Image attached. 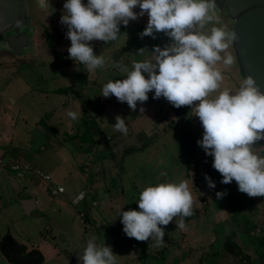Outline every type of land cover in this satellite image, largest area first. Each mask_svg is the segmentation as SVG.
I'll return each instance as SVG.
<instances>
[{"label": "rangeland", "instance_id": "1", "mask_svg": "<svg viewBox=\"0 0 264 264\" xmlns=\"http://www.w3.org/2000/svg\"><path fill=\"white\" fill-rule=\"evenodd\" d=\"M61 1L51 0L53 13L51 9L46 12L40 8L38 0H26L27 21L20 29L28 34L29 45L21 56L0 49V241L10 234L28 251L39 248L43 256L40 264H82L78 256L83 255L93 235L97 244L104 242L111 246L117 264H264L260 259L261 256L264 259V197L239 192L235 180L220 183L222 176L212 167L213 157L197 144L204 132L195 115L194 106L199 102L172 108L164 97L153 99V91L148 93L146 102L138 101L136 111H132L115 96L103 97V85L109 80H123L127 72L122 68L141 61L145 46L139 52L126 46L138 38L141 29L121 24L117 40L106 44L90 42L94 54L103 55L106 64L89 72L86 66L69 58L67 49L71 41L65 35L67 26L60 23L64 14L61 8L64 0ZM82 2L86 4L87 0ZM217 14L222 25L232 31L227 14L219 9ZM169 43L167 37L163 46ZM231 45L226 51L235 58ZM113 51L119 58L112 57ZM3 54L16 58L11 62L13 68L5 56L2 58ZM217 66L224 75L221 90H238L243 79L235 59L231 66L222 62ZM69 86L71 89L66 88ZM56 87L59 95L54 93ZM69 111H75L78 119L72 120L67 115ZM118 115L125 118L127 134L113 127ZM177 116L183 122L178 123ZM69 118L74 128L71 133L65 125ZM79 121L82 126L78 129ZM73 136L87 145L94 141L90 149L96 156L93 164L89 159L83 161L81 145L71 143ZM183 138L191 143L187 159L180 153ZM254 147H264V140ZM15 160L28 161L48 174L49 185L43 187L29 176L20 178L12 174L7 165ZM67 160L73 168L64 163ZM205 174L215 188L208 187ZM10 177L23 189L22 196L30 195L31 201H35L36 208L31 214H24L15 201ZM184 179H188L194 199L192 219L185 228H177L179 217H174L167 226L160 225L165 231L161 247H154L151 237L148 241L127 237L120 210L139 211L136 201L148 186ZM58 185L65 192L52 196L49 188ZM80 188L86 189L90 199L74 206L71 201ZM221 191L226 195L217 199L216 193ZM90 200L97 202L96 207L90 206ZM81 211L98 214L92 227L81 219ZM232 243L235 245L229 246ZM228 246L230 249H226ZM234 252L238 255L242 252L249 259L241 261L234 257ZM0 264H10L1 252Z\"/></svg>", "mask_w": 264, "mask_h": 264}, {"label": "clouds", "instance_id": "2", "mask_svg": "<svg viewBox=\"0 0 264 264\" xmlns=\"http://www.w3.org/2000/svg\"><path fill=\"white\" fill-rule=\"evenodd\" d=\"M38 5L55 12L51 0H38ZM137 6L138 13L133 11ZM63 9L66 13L61 15L60 23L68 29L65 35L71 41L69 58L86 66L89 72L106 64L103 55L94 54L90 42L106 44L117 40L121 24L127 26L147 13V26L139 33L140 38L155 39V33H164L170 43L154 46L151 58L133 61L130 71L122 68L126 77L109 80L103 85L102 96H115L132 111L153 91V99L164 97L175 108L193 106L198 101L195 115L204 132L197 144L213 157L212 167L222 176L220 183L235 180L239 192L264 197V147H254L264 140V91L251 75L238 90H221L224 75L217 65L234 63L226 50L236 36L222 25L216 0H87L86 4L66 0ZM16 26L20 27L21 21L17 20ZM139 110L144 112L143 107ZM67 115L78 119L75 111ZM115 120V130L127 134L125 118L118 115ZM204 178L209 188L216 187L207 174ZM224 195V191L216 193L217 199ZM136 203L139 211L120 210L123 232L137 241L151 237L154 247L164 244L165 231L160 225L167 226L174 217H180L177 228L184 229V218L193 215L194 199L188 179L148 186ZM96 239L93 235L83 255L78 256L82 264H117L111 246L97 244Z\"/></svg>", "mask_w": 264, "mask_h": 264}, {"label": "water", "instance_id": "3", "mask_svg": "<svg viewBox=\"0 0 264 264\" xmlns=\"http://www.w3.org/2000/svg\"><path fill=\"white\" fill-rule=\"evenodd\" d=\"M217 9L226 13L232 24V31L236 39L231 42L235 56V64L244 80L251 75L264 91V0H216ZM50 14V11L48 10ZM21 26H16V21ZM27 21L26 0H0V49H6L21 56L24 48L29 45V36L20 28ZM162 41L167 42V36L161 33ZM191 143L183 138L180 153L188 158ZM15 201L24 214H31L36 206L30 195L21 197V189L13 177L9 178ZM0 252L10 264H40L42 256L34 250L24 253L23 246L10 234H6L0 241ZM241 260L248 258L240 254ZM249 259V258H248ZM248 262V260H247Z\"/></svg>", "mask_w": 264, "mask_h": 264}, {"label": "flooded vegetation", "instance_id": "4", "mask_svg": "<svg viewBox=\"0 0 264 264\" xmlns=\"http://www.w3.org/2000/svg\"><path fill=\"white\" fill-rule=\"evenodd\" d=\"M63 1V0H62ZM61 1V2H62ZM61 2H58L57 4L58 5H60L61 4ZM66 2V0H64L63 2H62V6H61V8H63V5H64V3ZM60 7V6H59ZM59 7H58V9H59ZM133 11H135V12H139L140 11V9H139V7L137 6L136 8H134L133 9ZM66 13V10H64V14ZM147 22H148V15H147V13H145V15L143 16V17H140V18H138L137 20H134V21H130L129 22V26L131 25V26H133V27H135L136 29L137 28H140L141 29V32L145 29V27L147 26ZM134 24H135V26H134ZM127 25V26H128ZM140 26V27H139ZM122 27H121V25H120V29H121ZM155 36H156V38L155 39H153L152 37H149V36H145V37H143L142 39L140 38V36L138 35V38H135V40L133 41V42H131V41H129L128 43H126L127 45V48H128V50H133V51H135V52H139L140 50H141V48H143L144 46H145V48H146V51H144V55H143V57H141V61L142 60H145V59H148V58H151L150 57V55L152 54V51H153V47L154 46H156V45H161V47H163V43H166V41L164 42V41H162V42H160V37H161V33H155ZM162 38V37H161ZM167 38V37H166ZM163 40V39H162ZM131 42V43H130ZM165 45H167V44H165ZM164 45V46H165ZM117 49H119V46H117ZM148 51H150V54L149 55H147V52ZM129 53H131V51L129 52ZM6 54H8V53H6ZM138 53H135V54H133V55H137ZM111 55H112V57L115 59V57L116 58H119V54L117 53V52H112L111 53ZM129 55V54H128ZM132 54H131V56L133 57V59H135L134 57L135 56H133ZM4 54L2 55V58H4ZM6 58V62L7 63H9V65H10V68L12 67L13 68V66H12V64H11V62L13 61V60H15L16 58L14 57V56H10V57H8V56H5ZM131 58V57H130ZM154 59V58H153ZM117 60H119V59H117ZM0 65H1V63H0ZM131 66L132 65H130V66H126V69L128 70V71H130L131 70ZM126 72V71H125ZM145 78L147 79L148 77H147V74H145ZM172 107V106H171ZM172 108H174V107H172ZM172 112L174 113V111H173V109H172ZM177 118H179L178 116H177ZM179 122H183V119L182 118H179L178 119V123ZM21 197L22 198H25V196L23 195H21ZM19 243V242H18ZM20 244V243H19ZM22 245V244H21ZM23 246V245H22ZM23 249H24V253H29V252H31V251H28L27 250V248L25 247V246H23Z\"/></svg>", "mask_w": 264, "mask_h": 264}, {"label": "built area", "instance_id": "5", "mask_svg": "<svg viewBox=\"0 0 264 264\" xmlns=\"http://www.w3.org/2000/svg\"><path fill=\"white\" fill-rule=\"evenodd\" d=\"M0 164H2L0 160ZM88 166V164H86ZM8 169L11 171L12 174L16 175L17 177L24 178L29 176L33 180H37L40 183H44L45 185H49V181L51 180L49 175L42 173L39 169L34 168L28 162L15 160L11 164L7 165ZM85 169V167H84ZM29 174V175H28ZM50 189V190H49ZM48 190L52 196H58L64 193V188L62 186L50 187ZM86 189H82L75 197L72 199V204L77 206L78 204L84 202L85 200H89L90 197L87 196ZM90 206L94 207L97 205V202L90 200ZM83 213H80L81 218L84 217Z\"/></svg>", "mask_w": 264, "mask_h": 264}, {"label": "crops", "instance_id": "6", "mask_svg": "<svg viewBox=\"0 0 264 264\" xmlns=\"http://www.w3.org/2000/svg\"><path fill=\"white\" fill-rule=\"evenodd\" d=\"M71 86H69V87H67L68 89H71L70 88ZM57 91H55L54 90V93H58V95H59V88L58 87H56L55 88ZM72 93L74 94L75 92H74V90L72 91ZM71 101V100H70ZM71 103H73V101L71 102ZM85 122V121H84ZM65 125H68L69 127H70V133H71V131L72 132H74V128L72 127V120L69 118V120L68 121H66L65 122ZM79 126H82V121H79V123H78V129H79ZM86 131V130H85ZM85 131H83V132H85ZM51 134V133H50ZM72 135V134H71ZM93 135H94V133H93ZM95 136V135H94ZM47 138V137H46ZM71 138V143H73V144H75V145H81V151L82 152H84V158H83V161H86V160H88L89 159V161L88 162H90V163H94V161L96 160V156H93L92 155V150H90V149H92V146H91V144L94 142H92L91 144L89 143L88 145L86 144V142H84V143H81L80 142V140L79 139H77L75 136H73V137H70ZM50 140H53L56 144H58L60 147L59 148H61V149H64V147L61 145V144H59L53 137H51V139ZM93 148H95V146H93ZM91 158H93L92 160H91ZM75 159V158H74ZM71 160V159H70ZM70 160H67V162L66 161H64V163H69L70 164V166L68 167V168H73V166H72V164H71V162H70ZM75 161V160H74ZM28 162V161H27ZM29 163V162H28ZM30 164V163H29ZM79 166H80V164L79 163H77ZM31 166H33L34 168H36L34 165H32V164H30ZM77 165V166H78ZM84 165V164H83ZM37 169H39V168H37ZM40 170V169H39ZM41 171V170H40ZM45 174V173H44ZM48 175V174H47ZM50 177V176H49ZM40 183V182H39ZM97 183V182H96ZM41 184H43V187H46V185L44 184V183H41ZM58 186H61V185H58ZM63 187V186H62ZM64 188V187H63ZM83 188H85V187H83ZM82 188V189H83ZM81 188H80V190H82ZM65 190V189H64ZM80 190H78L77 192H79ZM65 192V191H64ZM60 195H62V194H60ZM72 202V201H71ZM94 207H96V206H94ZM81 213H83V212H81ZM86 215H90L89 217H90V221L87 223L88 225H90V226H88L89 228L90 227H92L94 224H93V219H94V216H97L98 214H96V215H93V214H86ZM81 219H83V218H81ZM95 221V220H94ZM191 221V220H190ZM95 224H96V222H95ZM186 224V223H185ZM87 227V228H88ZM39 248H37L36 250L38 251V252H40L39 250H38ZM227 253V252H226ZM41 254V253H40ZM243 254V253H242ZM227 255H229V253H227ZM42 256V255H41ZM42 260H43V256H42ZM235 262H236V260H234Z\"/></svg>", "mask_w": 264, "mask_h": 264}, {"label": "trees", "instance_id": "7", "mask_svg": "<svg viewBox=\"0 0 264 264\" xmlns=\"http://www.w3.org/2000/svg\"><path fill=\"white\" fill-rule=\"evenodd\" d=\"M69 63V61H67L66 63H65V66H68L67 64ZM67 88V87H66ZM67 90V89H66ZM75 92V94L78 96V93L76 92V91H74ZM92 127H93V125L92 126H90L89 127V129L90 130H92ZM89 130V131H90ZM92 132V131H91ZM89 165V164H88ZM81 212H83V211H81ZM81 212H79V213H81ZM83 216H84V218H83V220L84 221H87V222H89L90 221V217H89V215H86L84 212H83ZM180 218V217H179ZM192 219V216H189V217H185L184 218V220H185V223H187V222H189L190 220ZM231 242H233V241H230V243ZM232 245H235L234 243H232V244H230L229 246H231L232 247ZM229 246L226 248V249H230L229 248ZM238 247V246H237ZM236 249V248H235ZM228 253V252H227ZM242 253V252H241ZM234 254H235V256L234 257H236V258H238V259H241L240 258V255H238V252L237 253H235L234 252ZM244 254V253H243ZM231 258H233V257H231ZM235 259V258H234ZM260 259H262L263 261H264V259H263V257L261 256V258ZM242 261V260H241ZM253 262H249V264H252ZM246 264V263H245Z\"/></svg>", "mask_w": 264, "mask_h": 264}]
</instances>
